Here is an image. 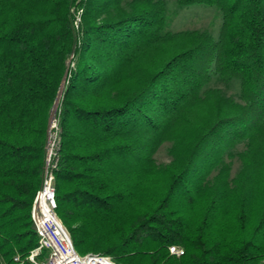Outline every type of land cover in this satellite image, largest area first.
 Masks as SVG:
<instances>
[{"label":"trees","instance_id":"obj_1","mask_svg":"<svg viewBox=\"0 0 264 264\" xmlns=\"http://www.w3.org/2000/svg\"><path fill=\"white\" fill-rule=\"evenodd\" d=\"M177 4L219 9V37L168 32L164 0H0V264L40 247L32 209L65 80L56 213L78 253L264 264V0Z\"/></svg>","mask_w":264,"mask_h":264},{"label":"built area","instance_id":"obj_2","mask_svg":"<svg viewBox=\"0 0 264 264\" xmlns=\"http://www.w3.org/2000/svg\"><path fill=\"white\" fill-rule=\"evenodd\" d=\"M82 11L76 15L75 28L79 30ZM60 105L56 104L52 110L49 122L46 161L42 187L38 192L32 209V220L40 239V247L27 258L32 264H118L112 257L101 254L81 255L75 248L69 231L59 219L56 200V173L60 164L61 128ZM172 255L181 257L185 251L173 247ZM46 253L47 257L37 263ZM20 257L15 258L13 264H23Z\"/></svg>","mask_w":264,"mask_h":264},{"label":"rangeland","instance_id":"obj_3","mask_svg":"<svg viewBox=\"0 0 264 264\" xmlns=\"http://www.w3.org/2000/svg\"><path fill=\"white\" fill-rule=\"evenodd\" d=\"M164 1L167 3L168 32L202 31L211 33L215 38L219 37L223 24L222 14L219 9L200 5L180 9L177 0ZM207 89H221L226 96L234 97L236 100H239L240 84L236 81L225 83L214 78ZM60 102L61 100L59 101V105ZM170 148L171 144H166L156 155L155 158L159 165H165L171 162L172 158L169 154ZM245 149L246 147L241 145L237 148L236 152H243ZM241 167L240 160L236 158L233 161L232 178L237 176ZM43 260L44 259L41 257L37 260V263Z\"/></svg>","mask_w":264,"mask_h":264},{"label":"water","instance_id":"obj_4","mask_svg":"<svg viewBox=\"0 0 264 264\" xmlns=\"http://www.w3.org/2000/svg\"><path fill=\"white\" fill-rule=\"evenodd\" d=\"M65 84H66V80H65V82H64V84H63V86H62V89H61V91H60L59 98H58V100H57V103H56V104H59V101H60V100H61V98H62L63 91H64V88H65Z\"/></svg>","mask_w":264,"mask_h":264},{"label":"crops","instance_id":"obj_5","mask_svg":"<svg viewBox=\"0 0 264 264\" xmlns=\"http://www.w3.org/2000/svg\"><path fill=\"white\" fill-rule=\"evenodd\" d=\"M43 180V179H42Z\"/></svg>","mask_w":264,"mask_h":264}]
</instances>
